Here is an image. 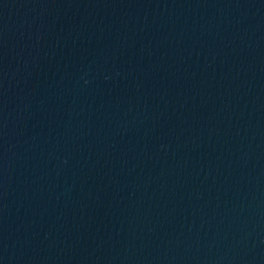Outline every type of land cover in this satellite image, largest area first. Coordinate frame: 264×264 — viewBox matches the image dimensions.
<instances>
[{
    "label": "water",
    "instance_id": "obj_1",
    "mask_svg": "<svg viewBox=\"0 0 264 264\" xmlns=\"http://www.w3.org/2000/svg\"><path fill=\"white\" fill-rule=\"evenodd\" d=\"M0 264H264V0H0Z\"/></svg>",
    "mask_w": 264,
    "mask_h": 264
}]
</instances>
